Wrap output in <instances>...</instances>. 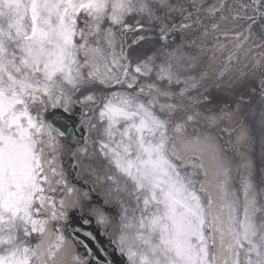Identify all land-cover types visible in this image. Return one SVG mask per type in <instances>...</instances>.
<instances>
[{"label":"snow or ice","instance_id":"snow-or-ice-1","mask_svg":"<svg viewBox=\"0 0 264 264\" xmlns=\"http://www.w3.org/2000/svg\"><path fill=\"white\" fill-rule=\"evenodd\" d=\"M145 8L140 6V10ZM81 10L96 21L98 31L100 21L120 24L136 8L133 0H0V264H46L39 244L28 246L19 234L42 235L45 231L47 221L33 218L34 204L37 200L43 203L42 183L47 179L42 176L39 136L44 122L39 113L47 111L46 100L55 104L60 99L56 91L62 90L64 83L75 86L84 79L77 54L87 41L78 44L74 40L77 35L84 37L83 30L77 29ZM261 15L264 17V12ZM168 78L171 80V75ZM100 118L107 120L104 132L108 140L101 141L104 155L132 182L135 192L145 193L144 210L155 209L139 219L136 239L144 246L139 264H215L210 253L215 238L206 230H220L223 235V227L218 226L225 222L213 213L211 198L202 200L173 162L179 158L168 135V121L155 115L150 103L133 104L119 93L104 104ZM121 121L125 122L122 130L118 127ZM175 130L180 133L183 126L176 124ZM48 132L61 137L70 134L66 126L61 131L52 123ZM244 192L247 200L248 186ZM225 207L227 230L236 248L247 245L244 264H264V222L258 229L248 204L239 220L238 209ZM125 239L122 236L121 243ZM62 242L63 236L58 237L56 247ZM48 255L55 259L56 253L49 250ZM128 256L137 258L131 246ZM233 264H240L238 252Z\"/></svg>","mask_w":264,"mask_h":264},{"label":"bare ground","instance_id":"bare-ground-1","mask_svg":"<svg viewBox=\"0 0 264 264\" xmlns=\"http://www.w3.org/2000/svg\"><path fill=\"white\" fill-rule=\"evenodd\" d=\"M161 1V5L168 7L173 13L184 10V7L175 5L180 4L183 0ZM191 1L194 3L201 2V0ZM133 3L142 4L143 2L142 0H134ZM150 4V1L147 0L144 3L146 5L145 11L142 10L141 12L147 21L153 17V12L149 11ZM158 4L160 2L157 0ZM207 6L216 9L220 6V1L210 0ZM157 12L160 11L157 10ZM80 16L85 17V14L81 12ZM91 19L93 22L88 24L87 28L92 30V34H89L87 38L86 47L81 49L84 53L83 55L88 58V61L85 62L87 64L86 67L83 62L79 61L82 58L81 52L79 51L77 54V60L80 62V71L84 79L75 86L64 83L62 90H57L56 94L60 95V98L79 95L82 97L83 102H90L96 100L103 93L104 100L101 102L100 111L104 104L113 98L114 93H119L121 96L131 99L133 104L144 103L147 106L150 103L154 114L168 121V135L171 137V143L176 145L175 156L179 158V160L173 158V162L178 164L181 176L185 178L186 182H191L189 186L195 189L202 200L206 202L211 198L213 213L220 216L221 220L225 222L224 225L218 226L223 227V235H221L220 230H206L208 235H212L215 238V247H210V253L214 257L215 264H233L234 255L237 252L239 253L240 264H244L247 245L244 248H236L232 235L227 230L228 209L225 205H231L238 209L237 219L239 220L243 219L244 207L248 204L249 214L256 223L257 228L260 229L261 222L260 220L257 221L255 217L261 211L260 198L264 196V193L258 189L260 184L264 185V141L262 140L264 138V101H262L264 91H261L258 97L255 94L250 96V106L246 110L241 102L243 98L242 91L237 85L230 84L229 90L226 91L220 88L218 90L214 89V86L220 82L214 83L216 75L212 74V71H215L225 61L221 53L218 52L214 58H212L214 53L208 54L206 51L195 55L187 54L183 42L175 44L173 46L174 50L167 55L160 52L159 58L161 60L164 59L163 62H165L166 66L159 65L154 57H143V61H135L133 67H128L124 63V66L122 65L121 68H118L120 78L115 79L117 71H114L116 67L112 63L113 53L106 47L105 43L106 40L114 43L116 39L114 38L113 40L110 36L112 30H104V25L100 26L97 31L96 21L92 17ZM229 25L232 28H238L241 24L235 21L224 23V26ZM103 30L104 33L102 34ZM75 40L77 41V36ZM156 47L159 51L164 48ZM94 48H99L101 51L93 52L92 49ZM139 56H141V53ZM173 64L178 68L175 74L172 73L170 68ZM137 67L140 68L139 72L136 71ZM234 71H230V81L233 82L235 81L232 76ZM89 72L93 73L91 77L87 75ZM169 75L172 77L171 80L168 78ZM138 79L140 81L136 82ZM173 79L181 80L184 86L182 88H175L174 86H169V89L162 88L173 82ZM100 81H103V83ZM142 89L143 91H141ZM223 94H225L226 99L221 97ZM89 96L92 98L88 99L87 97ZM168 98L173 99V102L166 100ZM187 98L191 102L201 105L195 108L191 115L182 117L178 115L177 109L168 107V105L175 106L174 101L185 102ZM69 100L70 98H67L66 101H60L59 99V105L68 108ZM205 100H209V103L204 106L201 103ZM219 105L223 107L233 105L232 114L224 113V118L226 117L225 120L232 125L240 126V130L236 134L238 145L233 154L234 157L226 153L225 147L220 141L211 145L209 143L210 139H208L210 137L205 134V131L200 129L194 133L197 128L205 129L212 126V124L209 125L207 123L208 112L205 107L213 109V107ZM167 110L171 111V113ZM164 113H168V115H164ZM188 117H191V119H188ZM70 119L74 123V119ZM98 120L104 132L107 120L100 118V112ZM176 124L183 126V130L180 133L175 130ZM124 126L125 122L121 121L118 127L122 130ZM102 129L100 130L101 138H104L102 141L107 142L108 138L105 132H102ZM43 132L47 135L40 139L43 143L40 159L47 179L42 183L44 188L43 203L40 204L39 200H37L36 204H34V206L40 208L38 213L34 209L33 218L39 219L43 215H47L46 217L48 218L52 213L56 215L64 209L70 211L75 206L97 205V200H90L89 197H85V191L83 190H89L88 188L91 185H94L97 189L101 188L104 201L115 205L120 210V216L116 217L118 219L116 223L118 233L114 229L117 252H115V249L112 251L111 262L105 263L104 260L103 262L98 260L96 264H123V257L125 258L123 255H126L129 259L128 249L130 246L133 251L137 252V258L129 259V262L130 264H139L138 248L142 243L133 237L138 230L140 219L138 216H147L149 212L155 210L152 206L147 211L144 210L143 198L145 193L137 194L135 192L132 182L117 169L110 156L104 155V151L101 153V157L104 159L100 160L105 161L107 166L102 168L105 163L95 160L91 161V155H87L83 149H79L77 152L80 162V175L79 177H74L72 182L66 179L65 182L68 185L65 188L63 183L66 178L65 172L58 169L51 170L53 162L47 159V148L52 143L60 144L63 147V152L66 153V144L61 142L57 136L49 135L46 125H44ZM254 133L261 137L257 147H253L250 144L254 140L252 136ZM116 138L119 139V136ZM54 139L58 142H55ZM52 148L55 156L57 150L55 147ZM171 152L172 149L170 148V155ZM59 177H62V182L56 179ZM45 183L48 184L49 188H45ZM246 186H248L247 200L244 192ZM65 191L64 197H60ZM137 195L140 196L139 200L136 199ZM251 201H255V203L251 204ZM113 210H115V207H109L104 210L105 213H102L99 208L93 207L92 212L103 223L101 219L105 218ZM74 221L77 222L76 218H74ZM128 225L132 226L128 227ZM67 232L66 236L68 238L66 239L73 237L72 234H69V231ZM19 235L22 242L25 235L23 232ZM122 236L126 237L124 243H121ZM33 237L35 236L33 235ZM57 242L58 239H55L49 223L45 227L38 249L40 253L44 254L43 258L46 264H67L72 251L70 242L66 240L61 249L56 247ZM230 245L232 246L231 248L229 247ZM49 250L56 253L55 259L48 255ZM80 254L82 255V253ZM252 259H257L255 254L252 255Z\"/></svg>","mask_w":264,"mask_h":264},{"label":"rangeland","instance_id":"rangeland-1","mask_svg":"<svg viewBox=\"0 0 264 264\" xmlns=\"http://www.w3.org/2000/svg\"><path fill=\"white\" fill-rule=\"evenodd\" d=\"M209 1L210 0H201V2L194 3L190 0V3L188 0H183L180 4L175 5L184 7V10H180L181 12L178 11L174 14L168 11L167 7L165 8L161 4L157 5V3H155L156 9L160 12H157V17L154 20L151 19V22L146 21L145 18L141 19L142 13H140V6L144 5L146 0H142V4L134 3L136 10L132 13H129L127 19L122 23L121 27H119V32L121 33L120 40L122 41L123 45L125 44L129 48V51L126 53V55L128 56L127 61L132 60V58L135 57L134 55L139 56L134 51V49H137L138 47L140 49V53H143L142 50L145 49V54H154L155 57H157L158 64L166 66L165 62H163L164 59L161 60L159 58L160 52H162V54L167 55L168 53L174 50L173 46L175 44L182 42L187 48H185L187 54L195 55L197 53L206 51L208 54L214 53L212 55V58H214L215 56H217L218 52H220L225 61L215 71H212V74L216 75L214 83L220 82L219 84H216V86H214V89L218 90L220 88L226 91L229 90L230 84L237 85L242 91L243 98L241 102L243 103V108L245 107V109L247 110L250 106V96L255 94V96L258 97L259 91L264 89V19L258 16V13H256V11H254V9L248 5L247 0H230L231 2H229V0H219L220 6L216 9L209 8L207 6V3ZM227 1L230 3L229 7L233 11V16L230 17H234L228 20H235L237 22H240L241 26L238 28L222 29L221 26L223 24L221 23H223L224 21H215L213 24L209 25L203 20V18L207 16H202L198 14L201 11H207V13L213 14L214 11L223 8L225 6L224 3H226ZM192 7L193 10H190V8L192 9ZM208 20L213 21L214 19L209 17ZM81 22H83V24H86L87 19L83 18ZM152 22H154L153 25H151ZM155 22L157 24H155ZM106 25H108V23H106ZM117 28L118 27H116V30ZM137 32H139V34L141 35L143 33L148 32L151 34V36L147 38L146 35H142L146 37V39L140 38L141 35L137 37L133 36V33ZM155 37H157V42L155 44H157V46L164 47L160 51L157 48V54H155L154 48L150 44L151 42L152 45L155 46L154 41L152 40ZM136 38H139L142 44H134L133 40ZM147 41H150V46L148 47V50L145 48ZM170 68L172 73L174 74L178 70V68L174 64L171 65ZM231 70H236L232 74L235 79L234 82L230 81ZM172 81L173 82H171L168 86H163L162 88L169 89V86H174L175 88H182L184 86L181 80L173 79ZM221 97L226 99L225 94L221 95ZM172 100L173 99H170L169 101L173 102ZM49 102L50 100L45 101L47 108H56V104H51ZM178 102L179 101H174V109L176 108L178 114L182 115V117H185L186 115H191L195 108L201 106L200 104H187L188 106L184 107L185 109H179V107H176V104H178ZM207 103H209V100H205L201 104L205 106V104ZM70 105L72 109L70 111H74V114L77 115V117L80 119L78 125L80 128L83 129V132L87 133V131L91 129L93 130L94 135L100 136L101 125L97 122L96 117H94V111H96V108L93 111H90L86 110L88 109L87 106H83L82 108L85 110L81 109L83 113V118L81 119V112L77 114L75 109L78 105V97H75L70 102ZM96 105H98V102H95L91 107H95ZM232 106L233 105L223 107L222 105H219L213 107V109L205 107V110L208 112L207 123H209V125L212 124V126H210V128L205 129H202L201 127L197 128L194 133H196L200 129L201 131H205V134H208L210 137L208 139H210L209 143L211 145H213L217 141H220L223 147H225L226 153L229 156L234 157L233 154L236 151V147L234 145V142L232 141L233 138L231 134L235 133L240 126L235 124L232 125L230 122L225 120L226 117L224 118V113L232 114ZM45 113L46 111H41L39 113V119L43 120L44 123ZM33 115L35 116L37 115V113L33 111ZM84 116H88L89 120L86 121V117ZM88 134H86L84 141L85 143L82 145H84V148L86 150L92 151V147L86 146V143L87 145H90L92 143L91 137H87ZM252 136L254 140H252L250 144H252L253 147H257L261 137L257 133H254ZM40 137L43 138V135H40ZM262 140L264 141V138H262ZM82 145L75 148V151ZM57 147L60 150L59 153L55 156L56 159H54L53 154H49L50 151H52V148L49 150L48 157L52 162H55L57 160L58 162H60V164H55L54 166H52L51 170H60V168H58L57 166L61 165V169L63 168L64 170L66 169L68 171L70 179L72 181L71 176L77 174L79 169V161L77 162V159H75L77 155L73 151L68 152L70 148H68L67 150L68 153L64 154L62 146ZM60 154H62L61 157ZM90 158L91 160L99 159L96 152H92ZM56 179L62 182V177ZM91 188L93 189L94 186L91 185ZM258 189L260 192L264 193V185L260 184ZM95 193H97V195L93 199H97L100 205V192L95 191ZM65 194L66 192L64 193V195ZM86 197L89 196L86 195ZM260 207L261 211L259 214L256 215L255 218L257 221L260 220L262 224V222H264V196L260 198ZM85 209L82 211L72 209L70 215L72 216V218H79L80 224L87 222L90 223V221L86 220V217L82 215V213L85 212ZM68 215L69 212H59L56 214V218L59 220V223L55 224L54 222H52L53 228L51 229V231L57 237L63 236V241H65V230H70L71 234L74 232L72 227H69L68 224L65 223V221L67 220L65 216L67 217ZM40 219L45 220L46 217ZM46 221L47 226L49 220L46 219ZM114 222L115 221H112L111 223ZM111 223L109 222L107 227L111 228ZM96 228V225L92 226L93 231H95ZM89 230H91V228ZM101 233L106 235L107 237L111 236L114 238V236H116L114 231H111L110 229L101 230ZM38 238L39 236H37V238L33 240L31 246L34 245L38 240H40ZM95 240L100 246V249L102 248L103 250V252L99 251L101 255L104 256L103 260L109 259L107 260V262H110L112 257V251L108 247H104V245L102 244V242H100L98 238ZM71 245L73 254L76 255L75 257H78V259H72L73 264H87V262L90 261V259L86 258L87 254L79 255L76 252L77 248L74 245L73 241L71 242Z\"/></svg>","mask_w":264,"mask_h":264},{"label":"water","instance_id":"water-1","mask_svg":"<svg viewBox=\"0 0 264 264\" xmlns=\"http://www.w3.org/2000/svg\"><path fill=\"white\" fill-rule=\"evenodd\" d=\"M259 10H260V12H264V0L260 3ZM59 126H60V129L64 130V127H65L66 125H64V126L59 125ZM66 127L69 129L70 134H72V132H71V130H70V126H66Z\"/></svg>","mask_w":264,"mask_h":264}]
</instances>
